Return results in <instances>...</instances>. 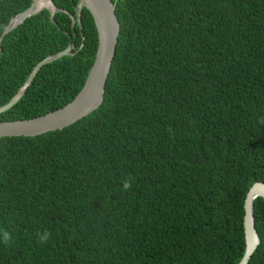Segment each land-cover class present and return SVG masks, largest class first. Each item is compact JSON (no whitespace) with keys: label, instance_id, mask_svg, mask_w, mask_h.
I'll list each match as a JSON object with an SVG mask.
<instances>
[{"label":"trees","instance_id":"obj_1","mask_svg":"<svg viewBox=\"0 0 264 264\" xmlns=\"http://www.w3.org/2000/svg\"><path fill=\"white\" fill-rule=\"evenodd\" d=\"M51 1L53 14L2 39L0 107L74 48L0 122L63 107L94 62L90 13ZM32 2L0 0V37ZM115 15L101 106L61 131L0 139V264H238L244 200L264 184V0H117ZM253 207L248 264H264V200Z\"/></svg>","mask_w":264,"mask_h":264},{"label":"water","instance_id":"obj_2","mask_svg":"<svg viewBox=\"0 0 264 264\" xmlns=\"http://www.w3.org/2000/svg\"><path fill=\"white\" fill-rule=\"evenodd\" d=\"M37 1L38 0H33L29 8L16 15L10 21L9 25L1 34L0 44L2 39L10 31L17 28L27 18L34 16L43 9L49 10L52 14L56 11L51 0H42L47 6L41 7L40 9L36 7ZM79 1L80 5L78 7L76 19L79 21L81 6H83L93 18L98 38L94 62L81 90L72 101L43 116L27 120L0 122V139L11 137H36L52 131H61L84 119L101 106L120 31V24L115 15L117 0L114 2L111 0ZM76 19L72 18V26L75 24ZM50 21L54 23L52 15L50 16ZM73 48L72 45H69L65 50L40 61L32 69L18 93L6 105L0 107V114L17 104L41 67L64 56L70 55ZM256 198H262L264 200V184L262 182H255L248 190L244 200L243 229L245 249L238 264H248L252 254L260 243L259 236L255 231L253 214V202Z\"/></svg>","mask_w":264,"mask_h":264},{"label":"clouds","instance_id":"obj_3","mask_svg":"<svg viewBox=\"0 0 264 264\" xmlns=\"http://www.w3.org/2000/svg\"><path fill=\"white\" fill-rule=\"evenodd\" d=\"M129 183L128 182H125L124 184V188L127 189L129 187ZM48 237H49V233L45 232L43 233L39 239H40V242L41 243H46L47 240H48ZM10 234L7 232V231H4L3 234H2V239L5 243H7L9 240H10Z\"/></svg>","mask_w":264,"mask_h":264},{"label":"bare ground","instance_id":"obj_4","mask_svg":"<svg viewBox=\"0 0 264 264\" xmlns=\"http://www.w3.org/2000/svg\"><path fill=\"white\" fill-rule=\"evenodd\" d=\"M47 6L45 3L42 2V0H38L36 3L37 9H40L41 7Z\"/></svg>","mask_w":264,"mask_h":264}]
</instances>
